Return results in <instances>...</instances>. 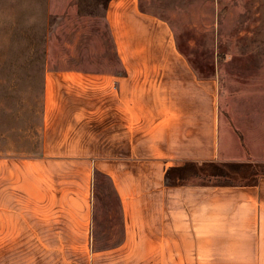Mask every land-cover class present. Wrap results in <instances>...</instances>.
<instances>
[{
  "label": "crops",
  "instance_id": "1",
  "mask_svg": "<svg viewBox=\"0 0 264 264\" xmlns=\"http://www.w3.org/2000/svg\"><path fill=\"white\" fill-rule=\"evenodd\" d=\"M104 21L117 65L48 62L37 156L0 155V264H264V176L204 185L168 174L234 160L219 79L200 75L143 0H108ZM98 174L115 214L96 212ZM97 218L112 240H95Z\"/></svg>",
  "mask_w": 264,
  "mask_h": 264
},
{
  "label": "rangeland",
  "instance_id": "2",
  "mask_svg": "<svg viewBox=\"0 0 264 264\" xmlns=\"http://www.w3.org/2000/svg\"><path fill=\"white\" fill-rule=\"evenodd\" d=\"M107 2L0 0L1 156H37L48 62L50 68L117 65L104 21ZM143 7L172 25L180 49L200 75L217 77L221 83L224 146L227 149L230 143L234 173L218 182L246 184L260 178L257 174L264 172V0H143ZM94 178L96 212L117 213L110 181L100 174ZM104 219L97 218L102 226L95 240H112L111 231L101 237L100 231L112 230Z\"/></svg>",
  "mask_w": 264,
  "mask_h": 264
},
{
  "label": "trees",
  "instance_id": "3",
  "mask_svg": "<svg viewBox=\"0 0 264 264\" xmlns=\"http://www.w3.org/2000/svg\"><path fill=\"white\" fill-rule=\"evenodd\" d=\"M230 164L231 163H206L199 165L196 163H188L184 167L170 170L168 174L169 176H173V181L179 180V182L183 184L195 183V181L192 180H199L197 183L204 185H230V183L218 182L221 179H227L232 176L234 170ZM257 175L264 176V172L262 174L258 173ZM258 179L246 184H255ZM213 180L215 182H212Z\"/></svg>",
  "mask_w": 264,
  "mask_h": 264
}]
</instances>
